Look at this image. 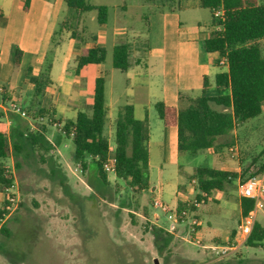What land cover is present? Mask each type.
<instances>
[{
    "label": "rangeland",
    "instance_id": "1",
    "mask_svg": "<svg viewBox=\"0 0 264 264\" xmlns=\"http://www.w3.org/2000/svg\"><path fill=\"white\" fill-rule=\"evenodd\" d=\"M92 1L108 6L117 2ZM139 1L141 13H149L147 5ZM135 3L133 0L126 1L128 6ZM199 11L201 21L210 19L207 10ZM93 15L97 16V12L86 15V25L90 32H99V24L91 20ZM137 18L136 11L130 13L129 25L135 28L145 26V22ZM108 23L110 27L112 17ZM262 45L264 53V41ZM109 55L107 67L111 65ZM72 66L66 67V71L74 77ZM62 70L58 61L55 79ZM20 104L27 108L24 102ZM49 120L45 119L43 126L55 146L53 151L45 153L44 157L39 152H22L18 157L12 155L0 162L1 166H13V192L19 197L18 209L7 219L10 237L0 234V264H155V259L160 264H264V246L251 248L241 243L242 214L238 190L240 182L258 171L264 162V110L260 116L237 125L230 134L217 138V144L229 143V146L208 150L194 157L181 155L177 165H164L162 172L153 160L151 192L147 190L136 196H133L128 182L116 179L113 174H110V184L106 187L93 181L89 173L85 174L87 170L74 162V148L70 140L59 146L60 153L55 140L59 130L50 125ZM2 127L0 123V129ZM153 128L157 135L155 124ZM65 142L68 147L64 146ZM50 155L53 160H50ZM55 164L66 179L67 191L60 186L58 174L52 173ZM198 167L226 169L244 173L245 176L239 175L225 191L215 192L207 202L196 205L198 191L192 178ZM161 187L163 193L157 195ZM156 197L169 203L176 197L173 206L179 202L196 205V212L186 216L177 232L169 237L168 244L165 233L153 234L151 230V227L157 226L155 213L160 216L158 225H168L166 216L152 208ZM5 198L0 201V210ZM144 207L150 209L148 219L156 226L146 217L138 215L142 214ZM193 216L201 221L195 238L189 235ZM258 221L264 226V211L258 213ZM232 234H235L234 241H239L238 248L223 258H216L210 250L195 244L196 239H201L207 245H227ZM215 239H220L222 243H216Z\"/></svg>",
    "mask_w": 264,
    "mask_h": 264
},
{
    "label": "trees",
    "instance_id": "2",
    "mask_svg": "<svg viewBox=\"0 0 264 264\" xmlns=\"http://www.w3.org/2000/svg\"><path fill=\"white\" fill-rule=\"evenodd\" d=\"M144 1L156 7L155 11H165V9L174 11L179 9L181 4V0ZM198 1L202 8L210 12L212 26L221 27L220 30L215 29L209 34L204 42V48L208 53H219L222 58H226L228 70L216 75L215 88L211 91L206 90L209 82L205 80L200 96L181 97L179 107L168 106L162 101L154 105L159 119L165 126L177 127L179 154L193 157L208 150H219L229 146V143L217 144V138L230 134L237 125L260 116L264 110L262 45L264 41V2L261 0ZM64 2L69 13L51 39L40 74L37 77L30 76L35 94L26 108L27 117L23 118L12 113L10 115L12 126L9 134L0 132V162L10 159L12 155L18 157L22 152H39L44 157L45 153L48 154L55 148L53 142L47 138V128L38 121L41 118H49L50 125L57 121L52 97L47 94L46 88L51 84L50 73L59 44L57 38L60 32L68 30L71 32L72 39L93 44L91 48H83L80 55L76 57L77 75L88 66L106 62L107 50L97 44V36L80 30L78 27L81 16L93 11L97 12L98 23L105 24L109 8L104 5H93L91 0H64ZM30 3L31 0H25L23 4L25 11L29 9ZM218 10L223 11L222 18L215 17ZM130 57V44L117 45L113 49V67L121 72H127L131 66ZM21 58L22 52L16 50L15 64L17 66ZM29 72L31 73V69ZM106 80V75L95 80L92 114L79 112L74 120L58 121L63 124V128L55 140L57 146L70 140L74 148L72 156L74 162L80 163L82 168L87 170L85 174L89 173V177L102 187L110 184V173L104 169V165L109 157H114L116 165L113 175L116 179L128 182L133 196H136L138 193L149 190L150 187L148 124L135 117L132 105L122 106L114 122V149L110 151L109 139L104 134L109 113L105 94ZM50 160H53L52 155H50ZM4 167L0 165V190L2 192L12 185V181L5 177ZM17 167H21L19 163ZM263 170L264 162L258 171L251 173L249 177L258 176ZM235 172L212 167H198L192 178V181L196 180L197 202H207L215 192H223L228 185L234 184L239 175L245 176L244 173ZM52 173L58 174L60 186L67 191L66 179L57 164L52 169ZM240 206L242 217H245L253 210L254 201L241 198ZM177 209L182 217L184 212L191 213L197 210L195 205L184 202H179ZM3 213L1 209L0 218ZM151 230L153 234L165 233L168 236L166 240L168 244L169 237L172 236L170 233L157 226L151 227ZM0 234L10 237L8 221L2 225ZM234 239L235 234H232L228 244H231ZM215 240L216 243H222L220 239ZM1 241L2 239H0V247ZM245 245L251 248L264 246V226L259 221L255 222Z\"/></svg>",
    "mask_w": 264,
    "mask_h": 264
},
{
    "label": "crops",
    "instance_id": "3",
    "mask_svg": "<svg viewBox=\"0 0 264 264\" xmlns=\"http://www.w3.org/2000/svg\"><path fill=\"white\" fill-rule=\"evenodd\" d=\"M115 1L112 6L103 4L109 8L105 24H99L97 16H92L91 20L99 24V32H90L86 25V15L95 11L83 14L78 27L97 36V44L106 48L107 58L110 51V67L106 66V62L91 65L77 75L76 57L83 48H91L93 44L72 39L71 32L63 30L57 38L59 44L50 73L51 84L46 92L52 97L55 119L63 122L74 120L79 112L92 114L95 80L106 75L105 94L109 113L104 134L111 136L107 137L110 147L114 149V122L118 111L124 105H132L135 117L148 124L151 177L153 160L159 164V171L162 172L164 165H177L181 156L178 152V129L163 124L154 109L155 103L162 101L168 106L179 107L181 97L196 98L202 94L205 80L209 82L206 90L211 91L215 88L216 75L226 72L228 66L220 64L222 57L219 53H208L204 48L205 40L215 28L211 14L208 21H201L198 12L206 9L198 0H181L180 8L174 11H155L156 7L142 0L150 10L147 14L141 13L139 0H133L137 3L131 6L126 4L127 0ZM24 2L0 0V86L4 88V92L0 93V106L8 105L13 98L28 106L35 94L30 76L40 74L51 37L57 33L59 25L69 13L64 0H31L27 11L23 9ZM91 4L102 5L92 0ZM133 11L138 13L137 19L143 20L145 26L135 28L129 25V15ZM111 17L112 23L108 27ZM122 43L131 46V66L127 72L113 67V49ZM16 50L22 52L18 66L15 64ZM58 61L63 72L55 79ZM71 65L74 66V77L66 71V67ZM0 109V123L3 124L0 132L9 134L12 113ZM41 119L38 123L43 125L45 121ZM153 124L156 125L157 135L154 134ZM64 146L68 147V143L65 142ZM149 184L148 191L151 192L150 178ZM162 193L161 187L157 195ZM4 198L1 192L0 201ZM163 201L173 206L176 197L172 203ZM149 212L150 209L144 207L142 214L138 215L160 227V216L154 214V223L148 219Z\"/></svg>",
    "mask_w": 264,
    "mask_h": 264
},
{
    "label": "built area",
    "instance_id": "4",
    "mask_svg": "<svg viewBox=\"0 0 264 264\" xmlns=\"http://www.w3.org/2000/svg\"><path fill=\"white\" fill-rule=\"evenodd\" d=\"M223 11L218 10L215 13V17L222 18ZM216 30H220L221 27H216ZM220 64L222 66H228L226 58H222ZM4 92V88L0 86V93ZM21 102L19 99L13 98L8 102V105L3 104L0 106L3 109V112L13 113L19 115L23 118L27 117V111L23 108L20 104ZM1 109H0V118H1ZM47 118H42L41 120L44 121ZM53 126L56 127L59 132L62 131L63 124L56 121L53 123ZM73 135V134H72ZM110 151L113 149L110 147ZM115 165L116 159L114 157H109L104 165V169L110 173H115ZM5 177L12 181V185L10 187L5 188L3 194L5 195L4 206L2 210L4 211L2 218H0V230L2 225L7 221V219L18 209L19 205V197L17 194L13 192L14 183H15V170L13 166L6 165L5 167ZM196 183V180H193ZM239 195L241 198H249L254 201V208L253 210L245 217H242L241 225H240V236L242 239V244L245 245V242L249 235L251 234L254 224L258 221V213L264 211V170L260 172L258 176L249 177L244 181H241L239 184ZM153 208L155 210H159L164 216L167 218L168 225H161L160 227L163 228L166 232L173 234L177 232L178 226L181 225L186 216L189 213L184 212L183 217L179 215L177 206H171L161 200L159 197L153 199ZM196 205L200 203L195 201ZM193 204V205H195ZM195 205V206H196ZM159 216V215H158ZM192 223L189 226V235L192 238H195L196 235L199 233L201 221L193 216ZM190 237V236H189ZM195 244L200 246L201 248L210 250L216 258H223L228 256L232 251H235L238 248L239 241L236 243L233 241L231 244H205L201 241V239H196Z\"/></svg>",
    "mask_w": 264,
    "mask_h": 264
},
{
    "label": "water",
    "instance_id": "5",
    "mask_svg": "<svg viewBox=\"0 0 264 264\" xmlns=\"http://www.w3.org/2000/svg\"><path fill=\"white\" fill-rule=\"evenodd\" d=\"M154 263L155 264H160L158 259H155Z\"/></svg>",
    "mask_w": 264,
    "mask_h": 264
}]
</instances>
